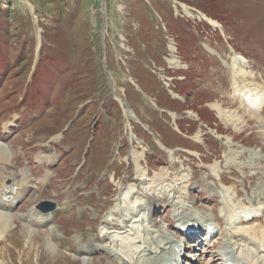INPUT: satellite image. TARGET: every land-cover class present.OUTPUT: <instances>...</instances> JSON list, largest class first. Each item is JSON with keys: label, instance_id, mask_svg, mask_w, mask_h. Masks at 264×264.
Segmentation results:
<instances>
[{"label": "rangeland", "instance_id": "obj_1", "mask_svg": "<svg viewBox=\"0 0 264 264\" xmlns=\"http://www.w3.org/2000/svg\"><path fill=\"white\" fill-rule=\"evenodd\" d=\"M151 1H153V3H150L149 0H0V67L2 70H5L4 68H8V66L11 67V69H9L10 73L6 79L0 83V108H7L9 104H17L18 101H21V103L23 102L25 88L27 84L31 82V77L35 70V64L40 58L38 53L39 40L40 37L43 36V29L38 26L34 4L37 5L41 20L43 23L48 24L47 27L50 29V33L48 34L49 37L46 35V45L44 49V56L46 55V58L44 57V60H42L40 67L36 72L34 82H32V84L30 83L27 96L42 114L40 116V123L30 130H27L28 127H25L24 132L16 135L11 142V137L1 135L0 138L2 141L12 144H10V146H12L11 149L13 150V156L11 158L12 163L10 161L0 164V181L7 182L9 179H14V174H16L20 180L22 178L21 171L28 170L30 165L33 166L38 160L37 155L39 153L35 146H33L34 140H36V142L42 140V143L46 145L47 142L50 141V136H45L41 133H55L56 129L63 126L64 119L67 118V116L62 115L60 112L71 111V114H74L73 112H75L76 108H79L81 103L80 100L77 101L73 107L70 106L69 108L66 106L65 101L61 103L62 100H60L61 96L59 93L61 90L60 88L67 86L68 81L69 85L65 89L68 98H77L79 96L81 98H86L88 96H93L96 92L98 93L101 86L104 85L105 79V84L108 86L107 95H105V97L108 96L107 100H114L116 105L118 103L119 106L122 107L119 102L121 101L120 97H123L125 101L129 103L130 109H137L138 113L148 117V121L153 124L152 126L155 129L150 135L158 143L155 148L150 147L142 139H140V141L137 140L139 141V143H137L135 141V130L133 127V124L138 126L137 119L135 118L133 121V117L130 116L133 121L132 132L128 129V118L125 113L123 117L122 115L121 117H117L113 113V107L107 109L109 110L106 114L107 117H104L106 127L99 132L102 136L110 135L108 142L105 146L101 147L102 144H100V147L97 146L91 154H88L90 157L87 155L88 159H91L90 162L92 163V167L96 166V161L100 158L99 168L97 170L92 168L90 169L91 171H85L78 175L72 170L69 175H64L53 180L55 186L54 190L45 188L42 185L43 182L31 183L33 187L24 196L23 200L25 201V204L22 209L27 210L37 200L52 197L61 203L65 202L66 209L70 210L79 200L78 198L76 201V190H78L79 194L86 189L89 192L94 193L93 190H97V184H99L98 180H103V185L105 187L109 184L106 181L107 179H109L112 184L116 183V193L114 195L107 194L105 189L102 193L99 191L97 197L93 196V198H95L93 199L95 205L92 206L97 209L94 210L92 214H89L88 208L86 209L85 207L79 208V211L75 209L74 214L77 218L76 225L71 219H69V215L58 223L53 224L55 227L52 234L53 238H57L56 235L61 233V231L58 230V227L60 226H64L66 229H71L73 232V237L67 238L65 246L62 248L55 247L46 238L47 236L43 231L38 232L36 230V232H32L28 227L18 230L15 233L11 244L3 245V243H0V264H86L83 259L76 256L81 245L84 243V240H89L91 236H96L99 229L98 226L103 225L104 220L109 218L110 210L117 205L115 204L116 200L113 199L115 195L119 194L122 190H126V187L130 186V184H134L133 177L139 176L142 179L145 178L143 175L147 174L146 170L150 172L152 177L148 178V181L145 183H143L142 180L139 183L135 182V187H137V189L142 188L149 194H155L160 197L159 199L161 200L165 199L166 201L168 199L165 198V196H169L172 204H168L171 207L173 205L172 208H169V212L165 207H162L163 205L166 206L164 201H162L164 204L156 205L158 209H161V212L158 215H154L156 222H159L158 226H156L161 230H159V232H157V228L154 224H150L148 227L145 225V222L149 221V218H146L143 212V222L141 217L138 218L139 221L136 222L139 223L138 225L140 227L138 226V228H142L143 230H137L138 232L140 230L142 237H147L150 242H155L160 239L162 233L167 237L172 236L177 230L176 217L172 218L173 211L175 213V205H181V207L178 206V208H181L180 211L189 212L188 208L190 206H188V208L186 207L185 202L188 201L186 200L187 197L184 190L188 185L187 177H192L193 174H195L196 177L193 180V185L191 187L193 195L195 194L198 196L205 188L209 189L208 184L212 181H217V191L226 190V192H222L219 203L216 197L211 199L214 202V206L218 203L215 208L217 212H224L223 209H225L227 205L224 203L225 200L233 204L237 213L243 214L246 218L249 215H252L250 214L251 209L257 207H251L249 200L250 196L255 193L254 191L256 188L257 190L258 188L260 189V184L264 183L262 180L264 179V172L262 175L259 174L260 169L264 170V164L262 163L264 161V137L261 136L262 132H264V111H255L251 108L240 110L242 95L235 93L232 88L234 77L238 80L236 86L239 88H244L247 85L243 83L244 78L240 79V69L238 70L236 68L241 66L240 63H237L234 66L235 56L233 55L232 49L228 47V45L226 46V42L225 44L219 39L217 35L218 32L214 27H212V29L207 28L205 32L201 33V30L203 29L202 25H204V23L200 22L204 20H200L198 15L192 11L195 9L194 7L193 9L182 7V4L177 0ZM189 1L196 2L195 4L205 5V8L211 6L214 7L215 9H212V11L219 18L227 21L225 27L227 30V32H225L226 38L231 40L234 46H236L237 53H243L249 57L250 66L247 70L244 68L246 70L245 74L249 75L253 72L254 78L248 76V80L253 82L258 81L264 85V0ZM125 5L128 6V9ZM163 19L165 22L168 19L171 24V30H169V32L164 29L167 24H165ZM133 23L135 24V28ZM32 37L35 38V46L34 44H31L30 40ZM127 37L129 43L126 40ZM169 37H174L176 39L179 47L177 53L182 55L183 63L188 64L190 69L189 66L186 69L175 67L172 63L180 65L178 60L176 61L172 59V63L169 62V51L166 49V46L168 48ZM105 39L107 40V59L109 66L113 70L112 73H109L104 54ZM184 39L187 41H185V43L190 42V44H184L181 49L180 45ZM97 42L100 44L98 51L95 50V48L98 47L95 45ZM90 44L95 46L92 48L90 47ZM72 45H74L77 53L72 52L76 51L74 48V50L71 49ZM203 46L208 48V51L206 50L207 55L202 53L204 51L201 53L197 51V49H200V47ZM101 48L103 52L101 51ZM172 51H175V48H173ZM56 56L57 59H53V57ZM33 59L36 61L34 64ZM162 59L164 61H162ZM20 61H22L21 65H19ZM73 67L79 68L75 70ZM127 67L132 69L131 74L134 73L145 89L146 87L149 88L146 89L147 91L153 90V96H157L158 94L156 90L160 89L158 82L154 78L155 76L160 78V85L162 86L160 82L161 80L166 88L167 85L164 82L167 79L166 76L171 77L178 75L174 80H176V82L178 80V82L183 81L182 83L187 84V86H184V90L185 93L188 94V88L190 87L189 82L194 76H196V72L199 71L200 74H204L205 81L202 86L205 87V91H202L203 89H198L189 94L191 98L187 109L191 108L193 111L199 113L208 127H212L215 131L218 129L219 132H222L224 135V137H218L217 134L214 136L217 140L215 145L217 146V151H215V155L211 152L212 148H208V151L206 152L209 156L208 163L210 164H207L206 160L202 162L197 157L193 159L194 155L190 157L191 155H188L185 150L180 148L179 152L182 156H176L174 162H171L173 158L164 148L161 140L165 139L167 141L168 138L164 137L166 132L173 134V121L171 119L163 120L161 118H151L154 110L152 111L150 107L153 106L156 108L155 104L152 102L154 99H151V96H145L138 92L129 83L127 79L129 77V72L126 70ZM71 68H73V71L70 77ZM191 70L193 71L191 72ZM179 71L183 72L177 73ZM201 71H203V73ZM187 73H189V75ZM66 74L68 77H66ZM2 75L3 74H1V77ZM184 76H188V78L185 81H180ZM183 85L180 86L183 87ZM125 88H127L128 91H125ZM257 89L259 90H257L259 94L254 90L248 95L250 96V100L251 98L254 99V97L257 98V96L261 98L263 92L260 88ZM238 93H240V91ZM9 97L10 99L6 100ZM163 97L165 98L167 95L163 94ZM213 100L220 102L229 110L237 111L239 117H242V115L245 114L247 122L241 127V130L244 128L246 132L239 133L237 136V133L235 134L237 131V125L227 124V121L219 117L216 112L214 115V113L205 106L206 102H212ZM262 102L264 104V100L261 98L260 105ZM24 103L29 104L27 101ZM166 103L167 106L178 107L173 104L171 99H166ZM95 106L97 107V104H95ZM115 108L118 110L116 106ZM219 110L220 113L223 114L222 110ZM101 112L103 113L102 110ZM127 113H131L134 116V113L132 112L128 111ZM47 116L48 119L44 120ZM49 116L54 117L51 118ZM180 117H182V115H180ZM3 118L4 117H2L0 121L2 122V125L4 124L5 126V119ZM240 121H242V118ZM192 126L196 128L195 125ZM1 129L0 132L2 133ZM157 131H160L164 135H160ZM254 131H256V133L253 136H250L249 134ZM87 133L88 129H80L77 127L73 132H64V138L59 144L57 143L58 147H61L63 146V142L68 138L69 139L64 142L66 145L70 144L73 139L76 141L77 144L75 150L77 152V157L73 165L79 166L82 163L81 158L84 159L83 156L87 150V143L89 140ZM236 137V140L238 141L233 142L232 149H228V146L225 148L224 144H227L228 140L233 141ZM171 139L172 142H182L175 137H172ZM193 139L189 140L193 141ZM150 141L152 142L151 139ZM241 142L250 145V148H253L252 150L254 152L247 151L246 154L240 156L239 153L243 150V147L240 146ZM20 145H23V148L25 147V149H27L25 152L27 153V156L22 152ZM262 147L263 149L261 150ZM104 152H107V155L104 156L105 158L101 159ZM145 153L149 155H161L166 159L161 162V164H157L156 169H150L147 166L148 161L145 157ZM251 154L256 157V160L258 159L261 167L255 169L252 166L256 164L252 162L246 163ZM132 155L136 160L142 159L140 163L142 165L135 164L132 161ZM27 158L30 159L27 160ZM28 161H30V163ZM183 161L185 162L184 165L181 164ZM237 162L243 163L239 165L242 170L253 169L258 171L259 169L256 173V175L259 176L251 179V175L254 174V171L248 170L243 172L237 166H235V171H232L230 166L236 165ZM248 164H252V168L243 167ZM40 170L41 169H39V172ZM103 170L105 173L109 174L108 177L102 175ZM167 170L169 171L167 172ZM114 171H117L118 173V178H115V180H113ZM180 171H182L181 175H188L187 177L185 176L183 180H179L180 178L176 177L177 173ZM42 172L43 170L40 173L42 174L41 176L45 177L46 174ZM142 172H144L143 175H141ZM160 172H165V174L163 173L162 175ZM219 172H222L221 174L227 176L230 180L229 186H224V184L218 180ZM32 174L35 173L33 172ZM161 175L163 179L161 178ZM167 176L169 179H167L168 181L166 180ZM260 176L262 179H259ZM50 179L52 181L53 178ZM119 181L121 183L118 184ZM39 185L42 190H39ZM263 185L262 187L264 190ZM135 187L134 189H136ZM177 187H180L183 190L178 189ZM214 188V185L210 186V189L213 190ZM43 190L45 193H43ZM47 190L48 192H46ZM131 190V188H128V192L124 197L126 203L124 202L122 206L125 211L132 208L135 201L141 200L139 201L141 203L142 200L145 198L147 199L149 195L137 193L135 194V198L130 196L133 194ZM236 191H239L240 195H238ZM141 192L143 191L141 190ZM159 194H163V197L159 196ZM256 194H258V197H256ZM256 194L253 196L254 200L264 199V193L263 195H259L260 193ZM143 195L147 197L142 198ZM174 197L176 199H174ZM205 197L206 193L202 192L199 197L200 201L202 202ZM240 202H242V204H240ZM231 204H229L230 208ZM99 206L101 207L98 208ZM198 206L203 207L204 205L200 203ZM262 207L264 206L262 205ZM262 207L258 209H261ZM142 208L144 209V207L140 208L138 205V213ZM230 211H232V208ZM198 212L195 211L193 214H190V212L184 213V222H205L210 219L209 216L206 217L203 214L200 215ZM234 213L236 214L235 211ZM261 215L263 216L261 218L262 220L264 218V211ZM14 217L16 218L17 216L14 215ZM221 217L224 218L225 215H221ZM1 218H7V215L0 212V225ZM173 219L175 223L171 225L170 223H172L171 221H173ZM140 220L142 224L140 223ZM243 220L244 218L241 219V222ZM217 221H220L221 226L223 225L220 217H218ZM150 222L152 223L151 220ZM257 224L258 223L253 222L252 225L242 226L252 227ZM242 226L240 225L239 227ZM261 226H264V219ZM104 227H106V224H104ZM149 228L151 230L146 232ZM263 228L259 229V232L257 233L258 236L256 235L257 237L261 235L264 230ZM242 229L244 231L245 228ZM132 231L134 232L133 229ZM231 232L233 231L231 230ZM227 233H220L218 237L217 235L215 236L217 238V244L223 240V237ZM75 234L82 236V240H76ZM2 237L4 236H1V238ZM174 237L177 238L175 235L169 237L170 241L176 242V240L179 239H174ZM181 237L184 236L181 235ZM204 237L205 236L202 237L203 240H205ZM131 239L135 241L133 236ZM192 239L193 241L190 242L192 248H190V254L195 257V260L192 259L194 264H222L220 256H218L219 260L214 261V263L212 260H207L208 256L211 259L217 258L216 250L213 247H210L211 244L215 243L214 239L210 240L208 245H206L207 242L202 244L198 243V253L196 242L199 241V238L197 236ZM225 239L226 236L224 237V240ZM102 240L100 239V241ZM105 242L106 240H103V243ZM69 245H71L73 251H75L72 254L67 252ZM124 245L125 244H122L120 247L125 248ZM130 246L131 247L128 245L125 250L133 249V251L129 252V254H133L134 250H137V247L134 249L133 244H130ZM249 249L250 251L257 250L255 248L253 250L251 248ZM231 252H233V254H231L232 258L236 257L235 259L239 262L241 258L244 259V257H240L242 255L241 253L238 254V252L234 250H231ZM151 260L148 262L154 263L150 262ZM88 264L111 263L108 261H101L99 256H96L93 257L92 261Z\"/></svg>", "mask_w": 264, "mask_h": 264}, {"label": "bare ground", "instance_id": "obj_2", "mask_svg": "<svg viewBox=\"0 0 264 264\" xmlns=\"http://www.w3.org/2000/svg\"><path fill=\"white\" fill-rule=\"evenodd\" d=\"M203 17L205 19H207L208 21H210L212 24H214L215 26H218L217 22H215L214 20H211L210 18L206 17L205 15H203ZM257 89V88H256ZM259 91V90H258ZM257 91V92H258ZM259 94V92L257 93ZM257 96V95H256ZM259 99V96H257V98L254 97V99L251 98L250 101L256 103L257 100ZM263 105V102L261 103V106ZM9 126V125H8ZM9 146L7 144H4L2 142H0V162H7L8 158H9V155H10V150H9ZM260 163V162H259ZM252 164H248V165H244L243 167H246V168H258L257 164L252 166ZM264 168V166H263ZM148 175V174H147ZM149 176V175H148ZM184 177L180 178L179 180L183 179ZM161 179V178H160ZM163 179V178H162ZM167 180V179H166ZM264 180V179H263ZM20 185V188H23ZM264 186V185H263ZM260 189L258 188V190L255 191L254 194L256 193H260L259 195H263L264 193V190H263V187H262V184L261 186H259ZM4 188H6V186H4L3 184H0V194H3L4 192ZM3 192H2V190ZM18 189V185L16 187V191ZM151 189V188H150ZM174 189V188H173ZM176 189V187H175ZM177 190V189H176ZM15 191V193H16ZM173 191V190H172ZM175 191V190H174ZM20 190H18V194H19ZM130 193V192H129ZM136 193H143V194H149L147 193L145 190L143 192H141V190L139 189ZM135 193V194H136ZM132 194V193H131ZM157 194V193H156ZM178 194V193H177ZM16 195V194H15ZM149 195H153V194H149ZM148 195V198L142 200V202L140 203L139 201H135L134 204H133V209L132 210H136V216L134 217H137V219H135L134 223L138 222V218L141 217L142 218V213L140 212L142 210V212L145 214V217L149 218V221L151 220L152 223L153 221L155 222V226L156 224H158L155 220L154 217H152V214H154V210L153 209V204L160 201L161 199H159L160 197H158L157 195H153V196H149ZM131 196V195H130ZM144 196V195H143ZM159 196H162L163 197V194ZM254 196V195H253ZM256 196V195H255ZM17 197V196H16ZM147 197V196H145ZM258 197V196H256ZM143 198V197H142ZM140 198V199H142ZM165 198H167L168 200L165 201V199H162L161 201H164L165 203H171L170 202V197L169 196H165ZM253 198V197H252ZM174 199H176L174 197ZM258 199V198H257ZM254 200V199H253ZM185 202V201H184ZM126 203V201H125ZM140 203V204H139ZM128 204V203H127ZM172 204V203H171ZM176 204V203H175ZM186 204V203H185ZM227 204V209L228 211H230V205L228 203ZM141 208V207H144V209H140L139 213H138V210H137V207ZM189 205V204H187ZM179 205H175V215L174 217H176V224H177V230L174 232L175 234H178V230H184V231H187L188 233L190 232V235H189V238H194V237H197V235L195 234L196 231H201L200 233H203V231L206 229L207 230V237H210L211 238H214L217 234H218V229L216 228H212L211 225H213L217 220H218V217L216 218V215H215V218H208L209 220L205 222H184L185 220L183 215L184 213H189V212H185V211H180L181 208H178ZM190 206V205H189ZM127 207V206H126ZM173 207V205H172ZM181 207V205L179 206ZM183 207V206H182ZM264 207H262L261 209H263ZM127 210V209H126ZM122 211V208L120 210L118 209H115L113 210V213L114 214H120ZM112 213V214H113ZM130 214V213H129ZM190 215V214H189ZM128 216V215H127ZM186 216V214H185ZM134 217L132 219H134ZM200 217V216H199ZM210 217V216H209ZM263 216H259V218H257L256 216H253L250 218V220H258L259 219L261 220ZM114 218V217H113ZM140 218V219H141ZM202 218V216H201ZM49 219L51 220L52 219V216H49ZM191 219V218H190ZM204 219V217H203ZM44 217H41L40 221H44ZM126 220L129 221V219L126 218ZM145 220V219H144ZM246 219H244L243 221H245ZM12 221V217L11 216H8L7 215V218H1V225H4L2 226L3 227V230H2V235L1 236H5L6 234V231L8 230L9 226H10V222ZM124 221V220H123ZM142 222H143V218H142ZM218 222V226L221 227V223L220 221H217ZM133 223V224H134ZM140 223H141V220H140ZM139 224V223H138ZM142 224V223H141ZM172 225V223H170ZM232 224L231 222L228 223V225L226 226V231H228V233L225 235L226 236V239L229 240V245L225 246V244H222L224 246H221L220 248V260H221V263L222 262H225V264H238V260L235 259V258H232L231 254H233V252H231V250H235L236 247L240 249V253L242 254L240 257H244L243 256V253L250 250L249 248L248 249H243V245H242V238H244L245 236H247L249 239H252L253 241H255V243L258 245V248H256L257 250L255 251H250L249 253H247L249 256L252 255V256H255V255H259L261 257V253L264 252V230L263 232L261 233V235H259V237H257V233L259 232V229L257 227H251V228H248V229H240L239 231L237 232H231V227H232ZM144 225V224H143ZM133 226V225H132ZM139 226V225H138ZM119 227H124L122 226V223L120 224ZM127 227V226H126ZM125 227V228H126ZM140 227V226H139ZM166 227V226H165ZM174 228V226H173ZM263 228V227H261ZM176 229V228H175ZM210 229H212L210 231ZM215 229V230H214ZM264 229V228H263ZM32 230V229H31ZM120 230H123V229H120ZM160 230V229H159ZM165 230V229H164ZM163 230V231H164ZM172 230V229H171ZM161 231V230H160ZM261 231V230H260ZM32 232H35L32 230ZM125 231H117L116 232V236H120V235H123ZM159 232V231H157ZM149 233H152V232H149ZM155 233V232H154ZM153 233V234H154ZM162 233V232H160ZM253 235V236H252ZM257 235V236H256ZM15 236V235H14ZM13 236V237H14ZM114 236V235H113ZM131 236H133V238H135V241L132 239V243H134L133 247L134 249H136L135 247H137V250H134V253L133 254H129L130 251H133V249H128L127 251L125 252H122V250H120L118 247H110V251L114 254L115 256V259L118 260V262H121L123 264H158V260L160 261L159 264H162V258L165 256L162 255L163 252L167 249H169V251H173L174 250V253L176 252L177 248H181V246H184V243H181V241L177 238L174 237V239H177L176 242L174 243L173 241H170L169 237H173V236H165V234H161L160 235V239H158V241L156 243H154L153 241L150 242V240L147 238V237H142V235L140 234V232H138L137 230H135V233L134 234H131ZM224 236V237H225ZM224 237H223V241H227L226 239L224 240ZM144 238V239H143ZM262 239V240H261ZM172 240V239H171ZM257 240V241H256ZM233 241V242H232ZM83 251L85 252L86 254V257L83 258L84 262L86 264H88L89 262L92 261V259L88 258L89 254L92 253V252H95V248H99L97 245L93 244V243H87L84 247H83ZM123 248V247H122ZM126 248V247H125ZM202 249V248H201ZM254 249V248H253ZM236 251V250H235ZM210 252V251H209ZM169 253V252H168ZM238 253V254H240ZM237 254V255H238ZM149 255H153V258L152 260H156L154 263H149L145 260V257L147 258ZM235 256V255H234ZM233 256V257H234ZM257 258L256 260V257L254 258V261H253V264H259L260 262H263L264 263V258L260 259ZM185 258V257H184ZM238 258V257H237ZM242 259V258H241ZM245 259V258H244ZM243 259V260H244ZM240 260V259H239ZM170 262H172V259L170 260ZM241 262V260H240ZM223 264V263H222ZM251 264V263H250Z\"/></svg>", "mask_w": 264, "mask_h": 264}]
</instances>
